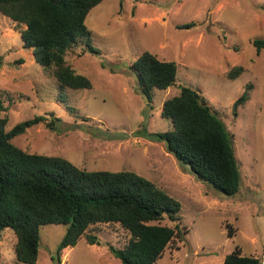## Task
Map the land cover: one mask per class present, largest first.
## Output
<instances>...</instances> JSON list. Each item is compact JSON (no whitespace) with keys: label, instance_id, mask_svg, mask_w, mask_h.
<instances>
[{"label":"rangeland","instance_id":"obj_1","mask_svg":"<svg viewBox=\"0 0 264 264\" xmlns=\"http://www.w3.org/2000/svg\"><path fill=\"white\" fill-rule=\"evenodd\" d=\"M261 6L264 0H103L85 20L90 36L84 43L95 53L79 56L86 46L78 45L67 57L92 88L63 91L23 49L25 26L0 15V117H8L7 130L36 116L56 118L54 130L41 123L13 143L88 171L135 172L176 200L187 234L175 238L156 264H222L235 248L264 264V50L257 56L253 45L264 41ZM143 52L177 65L175 84L153 90L150 102L130 68ZM236 66L245 71L229 80L226 73ZM248 84L250 99L234 115L233 104ZM181 87L197 90L232 135L241 173L232 197L199 183L156 136L171 129L162 104ZM66 229L40 227L36 264H57ZM87 233L101 245L82 236L61 251L60 264H121L105 244L123 247L129 237L123 229L102 224ZM15 242L12 230L1 233L0 264H18Z\"/></svg>","mask_w":264,"mask_h":264},{"label":"trees","instance_id":"obj_2","mask_svg":"<svg viewBox=\"0 0 264 264\" xmlns=\"http://www.w3.org/2000/svg\"><path fill=\"white\" fill-rule=\"evenodd\" d=\"M102 1L0 0V15L15 26H25L20 33L23 49L31 50L34 62L51 72L60 91L91 89L90 80L78 74L67 57L78 45L86 46L79 56L86 50L95 53L84 43L90 36L85 20ZM260 9L264 14V7ZM253 45L258 56L264 41L256 39ZM130 68L149 102L153 90H166L176 82L177 65L149 52H143ZM244 71L236 66L226 77L235 80ZM251 88L246 85L234 102V115L249 101ZM4 110L0 99V111ZM161 117L171 122V129L156 136L177 163L221 195H236L241 173L233 138L206 99L197 90L181 87L178 95L163 102ZM8 120L0 117V235L5 229L14 233L13 252L18 264H36L39 230L46 225L67 227L57 249V264L61 251L74 247L82 236L89 245H101L95 234L87 233L91 226L114 224L128 234L123 247L105 244L121 264H156L175 238L187 234L179 222V203L135 172L88 171L62 157L31 153L13 143L14 138L41 123L54 130L56 118L48 121L36 116L10 130ZM222 264L262 263L235 248Z\"/></svg>","mask_w":264,"mask_h":264}]
</instances>
